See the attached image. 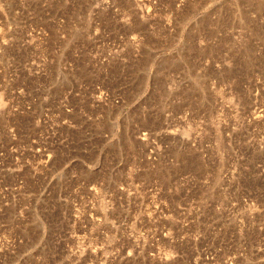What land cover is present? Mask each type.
I'll return each mask as SVG.
<instances>
[{
  "label": "rangeland",
  "instance_id": "374dc122",
  "mask_svg": "<svg viewBox=\"0 0 264 264\" xmlns=\"http://www.w3.org/2000/svg\"><path fill=\"white\" fill-rule=\"evenodd\" d=\"M0 264H264V0H0Z\"/></svg>",
  "mask_w": 264,
  "mask_h": 264
}]
</instances>
